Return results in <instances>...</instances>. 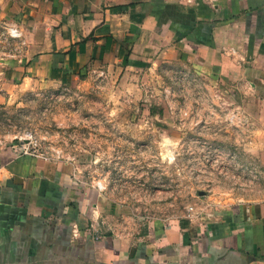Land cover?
Segmentation results:
<instances>
[{
  "label": "crops",
  "instance_id": "0c3cea01",
  "mask_svg": "<svg viewBox=\"0 0 264 264\" xmlns=\"http://www.w3.org/2000/svg\"><path fill=\"white\" fill-rule=\"evenodd\" d=\"M0 89L187 65L247 95L264 172V0H0ZM6 54H14L7 58ZM61 163L0 151V264H264V197L126 232Z\"/></svg>",
  "mask_w": 264,
  "mask_h": 264
},
{
  "label": "rangeland",
  "instance_id": "374dc122",
  "mask_svg": "<svg viewBox=\"0 0 264 264\" xmlns=\"http://www.w3.org/2000/svg\"><path fill=\"white\" fill-rule=\"evenodd\" d=\"M246 98L178 64L2 88L0 151L66 166L99 195L109 227L133 233L264 197V172L246 150L247 111L262 108ZM22 144L30 155L17 152Z\"/></svg>",
  "mask_w": 264,
  "mask_h": 264
},
{
  "label": "built area",
  "instance_id": "2783aa9c",
  "mask_svg": "<svg viewBox=\"0 0 264 264\" xmlns=\"http://www.w3.org/2000/svg\"><path fill=\"white\" fill-rule=\"evenodd\" d=\"M2 31L3 33L0 34V38H2L5 42L15 43L16 46H11L10 47L11 49H17L18 47L22 45L21 34L18 28L9 24V25L4 26V28H2ZM17 152H20V154L23 156L30 155L28 153V150L25 148L24 144L18 146Z\"/></svg>",
  "mask_w": 264,
  "mask_h": 264
},
{
  "label": "water",
  "instance_id": "95a60500",
  "mask_svg": "<svg viewBox=\"0 0 264 264\" xmlns=\"http://www.w3.org/2000/svg\"><path fill=\"white\" fill-rule=\"evenodd\" d=\"M19 143H24V142H21V141H20Z\"/></svg>",
  "mask_w": 264,
  "mask_h": 264
}]
</instances>
